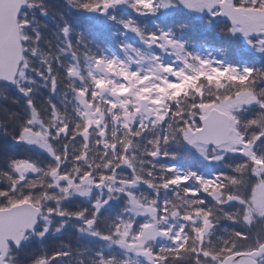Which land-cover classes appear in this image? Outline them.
Segmentation results:
<instances>
[{
  "label": "snow or ice",
  "instance_id": "6c2138e0",
  "mask_svg": "<svg viewBox=\"0 0 264 264\" xmlns=\"http://www.w3.org/2000/svg\"><path fill=\"white\" fill-rule=\"evenodd\" d=\"M0 264H264V0H0Z\"/></svg>",
  "mask_w": 264,
  "mask_h": 264
},
{
  "label": "trees",
  "instance_id": "16d2710c",
  "mask_svg": "<svg viewBox=\"0 0 264 264\" xmlns=\"http://www.w3.org/2000/svg\"><path fill=\"white\" fill-rule=\"evenodd\" d=\"M80 30L84 31L88 34V28L86 25H81ZM91 39L92 37L89 36ZM187 39L190 40L192 44H194L198 50L207 53L209 50L212 51L213 55L219 56L218 49H227L228 58L230 60H238L241 58H246V55L242 53L238 46L235 43L226 37H224L220 32L216 29L215 26L212 28L207 27L204 21H201L197 27L193 29L192 32L188 33L186 36ZM108 46L113 47L114 50H118L115 46L114 41H106ZM257 66H261L260 63H257ZM54 102L59 103L58 98L54 97ZM13 110H18L15 105H9ZM32 155V154H29ZM34 158H37L34 156ZM229 225L225 223L223 227H228ZM59 239H63L65 242L69 241L67 236L60 237ZM59 239L56 241L59 242Z\"/></svg>",
  "mask_w": 264,
  "mask_h": 264
}]
</instances>
